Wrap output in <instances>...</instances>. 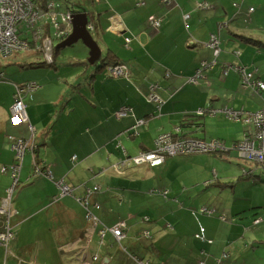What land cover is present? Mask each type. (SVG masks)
Returning <instances> with one entry per match:
<instances>
[{
	"label": "crops",
	"instance_id": "obj_1",
	"mask_svg": "<svg viewBox=\"0 0 264 264\" xmlns=\"http://www.w3.org/2000/svg\"><path fill=\"white\" fill-rule=\"evenodd\" d=\"M35 1L43 6L52 0ZM77 1L81 5L74 9L88 15L90 32L106 58L101 60L103 67L86 63L89 49L82 41L75 44H80L75 56L63 62L56 59L55 71L0 65L6 70L0 81V206L12 184L11 175L2 169L17 159L12 137L28 140L35 136L41 168L51 171L54 179L33 170L31 151L23 156L17 194L5 216L13 233L0 244V264H257L252 255L264 256V251L258 249L259 241L248 240V233L261 225H254L256 214L252 221L247 217L259 205L250 197L263 175L252 163L253 168H243L244 183L214 176L219 171L217 163L226 158L212 154L170 157L156 167L130 164L120 170L116 165L154 150L161 134H176L182 125L194 121L190 118L194 113L204 112L199 119L204 123L201 131L209 120L228 118L223 112L227 109L245 110L238 108L245 101L244 94L248 97L256 91L246 87L232 67L244 66L250 72L254 70L248 65L259 68L264 0ZM52 2L51 13L57 21L65 29L72 27L73 14L67 13L65 21ZM151 17L161 21L160 29L152 26ZM49 21L42 19L38 24L43 33L51 32L46 27ZM212 33L221 39L219 57L210 47ZM121 46L120 53L117 48ZM216 59L214 68L202 69L201 77L189 82L203 63ZM105 61L126 65L127 76L110 75ZM7 65L17 75L8 74ZM255 72L256 79L264 82L262 68ZM34 82L39 88L26 100L28 123H14L15 90ZM54 87L60 91L58 96ZM154 91L162 101L160 108L157 102H149ZM259 94L264 98V92ZM122 108L128 109V116L117 118ZM227 154V158L238 156L235 151ZM61 180L73 187L74 195L51 203ZM95 187H99L96 192ZM89 190L93 191L89 208L99 221L97 228L86 219L87 209L79 201ZM205 207L210 214L203 212ZM120 222L127 225L122 241L110 231L101 238L102 227ZM3 223L0 218V229ZM95 256L97 261H93Z\"/></svg>",
	"mask_w": 264,
	"mask_h": 264
},
{
	"label": "built area",
	"instance_id": "obj_2",
	"mask_svg": "<svg viewBox=\"0 0 264 264\" xmlns=\"http://www.w3.org/2000/svg\"><path fill=\"white\" fill-rule=\"evenodd\" d=\"M165 3H169L170 0H164ZM53 8V5H49V8ZM254 9H250V12H253ZM44 16V13L41 11L40 7L33 0H0V59L6 58L14 53L31 51V46L28 43V40H23V31L21 26L24 25L25 30H28L27 34L33 36L32 28H35L39 23L41 18ZM50 20L53 24L57 25V18L54 14L50 15ZM187 16L186 18H188ZM66 21V19H64ZM150 23L154 26H159V21L154 17L150 18ZM72 32L71 27L67 30H62L57 34V39L60 42L68 39L70 33ZM41 37L43 35L40 31ZM35 37V36H34ZM127 43H130L131 39L126 40ZM48 45V46H47ZM221 41L218 35L212 34L210 40V47L214 50L216 57L221 56ZM50 46L54 50V42L51 38L42 39V43H39L38 47L47 61H52V54L49 55ZM240 55V53H236ZM217 59L213 63L205 62L202 64L197 75L189 80L190 83H195L199 77H201L202 69L216 66ZM236 70L242 77L243 83L246 87L251 88L252 90L260 93L264 91V82L254 80V73H248L246 67H232ZM109 74L113 77L127 76V71L125 66H116L109 68ZM125 74V75H121ZM39 86L36 83H30L25 86H19L16 88L15 92V104L11 109L13 114V120L17 119L22 123H28L27 113H26V104L25 98L36 91ZM150 102H157L160 108L162 101L155 93V91L150 95ZM204 112L200 111L199 114ZM228 118L235 120L244 119L246 124H248V131L245 138L242 141L236 142L233 145L234 151L242 157L241 159L249 160L252 162L258 163L261 169H264V108L256 113H250L234 110H226ZM128 116V109L122 108L116 113L117 118H124ZM142 122H139V124ZM33 130L32 128H30ZM13 149L16 151L17 159H22L24 153L27 149L26 144L24 145L23 139H18V142L14 144ZM225 144L221 141H203L194 138H182L176 140L170 134H164L158 137L156 140V150L153 152H141L135 157H127L125 160H122L119 165H116L120 170L123 166L135 164L143 165L147 164L151 167L161 166L165 163L168 157H176L182 155H191V154H212L226 151ZM17 167L14 169L13 178V187L14 191L18 182V176L16 174ZM46 176L49 179H53L51 171H46ZM59 197H54V201H59L66 196L74 195V189L64 180L59 182ZM12 187V188H13ZM99 187H95L94 191H98ZM93 191L89 190L86 198L79 199L84 207L87 209V219L89 222H92L94 227L97 228L99 224L98 219L93 215L91 209L89 208V198ZM14 194V192H13ZM12 191L8 194L7 203H12L13 198ZM164 195H168V191H164ZM96 208H100L99 205H95ZM6 213V212H5ZM127 225L125 222H120L112 228L102 227L100 231L101 238L105 237L106 232L110 231L117 241H121L125 238L124 231L126 230ZM9 227L6 232L0 233V244H4L9 241L12 237ZM99 258L97 256L93 257V261H97Z\"/></svg>",
	"mask_w": 264,
	"mask_h": 264
},
{
	"label": "rangeland",
	"instance_id": "obj_3",
	"mask_svg": "<svg viewBox=\"0 0 264 264\" xmlns=\"http://www.w3.org/2000/svg\"><path fill=\"white\" fill-rule=\"evenodd\" d=\"M52 1H55L57 4H60V6L62 5L61 1H59V0H52ZM237 3H240V2H237ZM201 7L204 8V7H206V5H202ZM220 28H222V26ZM53 33H54V31H52V34ZM220 41H221V39H220ZM55 43H56V41H55ZM77 46H80V44L77 45ZM77 46L73 45L71 47L63 48L64 54L58 55L57 60H59L60 62H63L65 60V58H67V57L69 58V57H71V55L75 56L79 52ZM117 49H118V52L120 51V53H121V51H123L122 46L120 47V49H119V47ZM52 52H53V47L50 46L49 55ZM29 53H30V51L29 52L18 53V54H13V56L11 58L7 59V60H1L0 59V65L4 66V64L15 63V64H18V66L22 64L26 68V67H28L29 63H31V64H33V63H35V64L43 63L44 64V58L43 57L37 56L36 54H33V53H32L33 55H31ZM30 56H32V57L30 58ZM78 61L84 62V61H81V60H78ZM256 61H257L256 65L259 66V68L257 67L256 69H260V67H261L262 70L264 71V50H262V52L260 53V59H258ZM228 63H231V62H228ZM232 64H234V63H232ZM235 66L237 67V65H235ZM44 67L46 69H52L53 71H55V67H53V66H44ZM91 67H95V68L98 67V69H100V67H103L101 60L97 64L92 65ZM247 67L249 68V70H254L253 72H255V70H256L255 69V65H252L251 67H250V65H248ZM5 68L7 69L8 74H11L12 76L17 75L15 73L16 69L14 67L7 65ZM0 69H1V66H0ZM1 71L2 72L0 73V81L5 76V71L6 70L5 69H1ZM28 72H31V70H28ZM106 72H107V69H106ZM31 76L32 77H36V72H32ZM9 84H11V83H8L7 85H9ZM64 85L66 86V84H64ZM54 90L57 91V96H58V94L60 92L59 89L54 87ZM255 93L257 95L256 97L254 96ZM54 97H55V94H54ZM243 97L245 98V101L243 102V104H240L238 106V108H242V106H244L245 107V110H244L245 112L256 113V112L260 111L263 108L262 99L264 101V98L261 97V95L259 93L254 92V93H252V96H248V97H247L246 94H244ZM4 104H6V103H4ZM6 106L9 108L8 104H6ZM12 118H13V114H12ZM14 123H22V122L20 121V119L19 120L15 119ZM247 127H248V124H246L245 118L244 119H239V120L238 119L235 120V119H232V118H225V119L219 118L218 120H209V121H207L206 129L204 128L205 131L204 130H201L200 132L198 131L197 135L201 136V138H203V139L208 137V136H211V137L214 138L213 140L223 142L225 144V148L227 150H232L233 149V145L236 142L242 141L245 138L246 132L248 131ZM194 130L195 129H193V131H191V132H194ZM165 134H169V133H165ZM161 135H164V134H161ZM21 139H23V138H21ZM0 140L2 141L1 137H0ZM11 140H12L13 146H14V144H16L18 142V139H16V137L15 138L12 137ZM23 141H24V145L26 144L27 148L31 145L29 140L23 139ZM210 141L211 140H209V142ZM29 148L32 149L31 147H29ZM227 150L224 151V155H222L223 154L222 152H220L218 154H213L212 153V156L217 155V156H219L221 158H226V160L223 159V161H220L222 164L221 163H217L219 165V171L218 170H217V172L215 171L214 172V176L219 174L220 176L226 177V178L231 179V180L235 179L236 182H237L238 179H242L243 180L242 183H244V181L247 180V179L245 178V174H244L243 168H247L248 169V168H253V167H256V169H258L260 171V174H259L260 176L263 175L262 177H259L257 185L254 186V188L256 190H255V192H253V196L250 197V199L252 198V199L258 201L259 205L257 206L256 209H254L253 211H250L251 215H249L247 218H249L252 221L257 216L258 220H255L254 221L255 224L254 223L253 224L254 225H261V226L259 228L255 229V230H251L248 233V240L251 243H253L254 240L255 241H259L260 245H258V249L260 251H264V221L261 220V219L259 220V218L264 219V169H261L259 167L258 163H256V162H252V161H249V160L241 159L242 157H240L239 155L235 156V157L231 156V157L227 158V156H228V154L226 153ZM218 160H219V158H218ZM251 163H252L253 167L250 165ZM246 174H247V172H246ZM215 178H217V177H215ZM61 181H59V182H61ZM59 182H58V184H60ZM11 183H12L11 187L8 189L7 194L11 193V191H12V194L14 192L13 181H11ZM253 183H254V181H253ZM218 185H220V184H218ZM204 188H205V190H207L206 185H205ZM249 192L250 191H248V193ZM16 194H17V192H16ZM244 196L245 195H243V197ZM245 199L246 198H244V200ZM51 203H53V200L51 201ZM10 209H12V204L7 203V199L5 198L3 200V204H1V206H0V217L7 216ZM203 212L204 213H208V214L211 213V211H209L208 208L204 209ZM254 214H256L255 217H254ZM258 216H260V217H258ZM6 219L8 220V218H6ZM259 223H261V224H259ZM8 227H9V225H7V228ZM255 248H257V247L255 246ZM253 258L257 261V264H264V256L263 255H259V256L252 255L251 260Z\"/></svg>",
	"mask_w": 264,
	"mask_h": 264
},
{
	"label": "trees",
	"instance_id": "obj_4",
	"mask_svg": "<svg viewBox=\"0 0 264 264\" xmlns=\"http://www.w3.org/2000/svg\"><path fill=\"white\" fill-rule=\"evenodd\" d=\"M59 1H61L62 2V4H63V1L65 2V4H63V8L61 7V8H59L60 7V5L59 4H57L56 3V7L57 6H59L58 8H57V11H59V12H62L63 14H61L62 16V18H64V19H66V20H68V18H67V13H77L78 14V11L77 10H75L74 9V5H75V7L76 6H80L81 5V2H79V1H77V0H59ZM56 10V9H55ZM52 14V13H51ZM156 19V18H155ZM158 20V19H157ZM159 21V26H154V25H152V26H154V27H156V28H158V29H160L161 28V26H162V23H161V21L160 20H158ZM62 22V21H61ZM53 23L51 22V20L46 24L47 26V30H48V28H49V31H51L52 32V30L54 31V33L55 34H52L51 32L49 33V34H45V35H51V36H49L52 40H53V42H54V50H53V54H52V61H47L46 60V58H45V54H43L42 52H41V50L39 49V47H38V45H39V43H42V39L44 38V36H40L41 35V33H40V28L38 27L39 25H37L35 28H32V30H33V36L32 35H30V34H27L28 33V30H25L26 28H24V25H22L21 26V28H22V31H23V36H22V39L23 40H28V43H29V45L31 46V53H29V54H31V55H33L32 54V51H35L34 52V54H36L37 56H41V57H43L44 58V64L43 63H41V64H37V65H34V64H30L29 63V65H28V67H32V68H43L44 66H53V67H57V66H59V65H56L57 64V61H56V59H57V57H58V55H60V54H64V50H63V48L62 49H59V50H56V45L58 44H60L61 42H60V40L59 39H57L58 37H57V34H59V32H61L62 30H67V29H65L66 27L65 26H63V24L62 23H59L58 21H57V25H55V24H53ZM67 26V25H66ZM52 27H54V28H52ZM212 34H216V35H218L217 33H212ZM211 34V35H212ZM35 36V37H34ZM210 40H211V36H210ZM55 41H56V43H55ZM56 46V47H55ZM24 52H27V51H24ZM18 53H23V52H18ZM240 53V52H239ZM14 54H16V53H14ZM13 56V54L12 55H10V56H8V57H6V58H1V60H6V59H8V58H11ZM32 57V56H31ZM106 59V58H105ZM105 59H103V60H105ZM102 60V61H103ZM75 63H77V62H75ZM75 63H73V65H71L72 63H68L69 64V66H74L75 65ZM80 63V62H79ZM80 64H82V62L80 63ZM104 65H106V66H108V65H112V63L110 62V64H108L107 65V62L105 61L104 63H103ZM27 66V65H26ZM240 67H244V66H240ZM68 68V66H66V69ZM70 68V67H69ZM108 72V71H107ZM247 72L248 73H254V72H250V71H248V69H247ZM1 73V72H0ZM241 76V75H240ZM242 78V77H241ZM254 80H258V79H256V77H255V73H254ZM242 81H243V79H242ZM259 81V80H258ZM35 83V82H34ZM244 84V83H243ZM245 85V84H244ZM157 87V86H156ZM37 91V90H36ZM15 92H16V90H15ZM35 92V91H34ZM33 92V93H34ZM264 91H262V92H260L261 94L263 93ZM33 93H31L30 95H28L26 98H25V104H26V107H27V103H26V100H27V98L29 97V96H32V94ZM158 95V94H157ZM14 96H15V94H14ZM158 97L160 98V96L158 95ZM150 102V101H149ZM150 103H153V102H150ZM14 104H15V98H14ZM14 106V105H13ZM227 110H232V109H227ZM226 111V110H225ZM225 111H223L224 113H225ZM226 114V113H225ZM227 115V114H226ZM191 117L190 118H193V122L191 121V124H185V125H182L183 127H181V129L175 134V133H169L171 136H173L176 140H179V139H182V138H194V139H198V140H203V141H206V140H204V139H202L200 136H198L197 135V132L199 131V129H200V127H204V123L203 122H200L199 121V119H201V118H203V116H204V114H199V113H194V114H192V115H190ZM198 120V121H197ZM191 126L190 128H188V129H184V126ZM193 126V127H192ZM193 128L195 129L194 130V132H191V131H193ZM190 129V130H189ZM30 130V129H29ZM31 132H33V130H30ZM200 132V131H199ZM33 134V133H32ZM246 134H247V132H246ZM161 136V135H160ZM25 139V138H24ZM158 139V138H157ZM156 139V140H157ZM25 140H27V139H25ZM29 140V142H30V146L29 147H31L32 149H30L29 147L26 149V151H25V153H24V155L27 153V152H32L33 154H34V156H35V164H34V171L38 174V171H40L39 172V174L38 175H40V176H44V177H47L46 176V169H42L41 168V164H40V162H39V160H38V157H37V155H36V153H37V145L38 144H36V138H35V136L33 137H31L30 139H28ZM119 148H121V151H123V153H124V155L125 156H127V151H125V149H124V147H122L121 145H119ZM156 150V142H155V149L154 150H152V151H143V152H153V151H155ZM234 151V149H232V150H227V153H232ZM16 152V151H15ZM141 153V152H140ZM220 153V152H219ZM222 153H224V151L222 152ZM216 154H218V153H216ZM191 155H193V154H191ZM137 156V155H136ZM182 156H188V155H182ZM135 157V156H134ZM177 157V156H176ZM132 158V157H131ZM168 158H170V157H168ZM167 158V159H168ZM23 159L24 158H22V159H16V161H15V163L12 165V166H10V167H4L3 169H2V173H9L10 175H11V179H12V181H13V178H12V175L14 174V169L17 167L18 169H17V171H16V174H17V176H18V181L20 182V175H21V169H22V164H23ZM74 159H76V157H74ZM166 159V160H167ZM41 170H43V171H41ZM34 172V173H35ZM14 182V181H13ZM18 188V187H17ZM16 190L17 189H15V191H14V194H13V198H14V196L16 195ZM59 193H60V191H59ZM59 193H58V195H59ZM58 195H56V196H54V197H59ZM54 197L52 198V200H54ZM12 198V199H13ZM82 204V203H81ZM3 221H4V223L2 224V229H0V233H2V232H6L7 231V225H9V227L11 228V229H13L12 228V226H11V222H9V221H7V224H6V217L4 218V217H0ZM86 219H87V214H86ZM257 219V218H256ZM255 219V220H256ZM88 220V219H87ZM13 233V232H12Z\"/></svg>",
	"mask_w": 264,
	"mask_h": 264
},
{
	"label": "water",
	"instance_id": "obj_5",
	"mask_svg": "<svg viewBox=\"0 0 264 264\" xmlns=\"http://www.w3.org/2000/svg\"><path fill=\"white\" fill-rule=\"evenodd\" d=\"M71 22L73 26V32L67 40L57 45L56 50L71 47L77 44L78 42L82 41L84 45L89 49V58L86 62L87 64L92 66L97 64L100 60H103L104 57H102V50L88 30V15L74 13L72 15Z\"/></svg>",
	"mask_w": 264,
	"mask_h": 264
},
{
	"label": "bare ground",
	"instance_id": "obj_6",
	"mask_svg": "<svg viewBox=\"0 0 264 264\" xmlns=\"http://www.w3.org/2000/svg\"><path fill=\"white\" fill-rule=\"evenodd\" d=\"M33 1L36 3L35 0H33ZM49 5H53V8H54V2H52V1H45V4L43 6L38 5L40 7L41 11L44 13V16L41 18L40 22L42 21V19H46V18H49L50 19V17H51L50 15H51V12L53 11V8H49ZM71 19H72V16H71ZM71 29H72V32H73V26L71 27ZM90 29H92V27L88 24V30H89V32H90ZM71 33H70V35H71ZM45 34H46V32H44L43 35H42V36H44L43 39L50 38L48 35L46 36ZM116 66H125L127 68L126 65H108L107 71L109 72V68L116 67ZM126 71H127V69H126ZM121 75H125V74H121ZM46 178L49 179L48 177H46ZM50 180H54V179H50Z\"/></svg>",
	"mask_w": 264,
	"mask_h": 264
}]
</instances>
